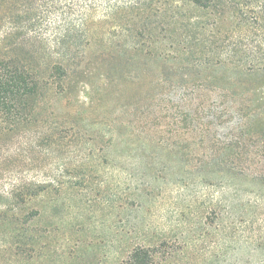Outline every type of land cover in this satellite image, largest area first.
Returning a JSON list of instances; mask_svg holds the SVG:
<instances>
[{"label":"rangeland","instance_id":"obj_1","mask_svg":"<svg viewBox=\"0 0 264 264\" xmlns=\"http://www.w3.org/2000/svg\"><path fill=\"white\" fill-rule=\"evenodd\" d=\"M168 11L212 30L233 10ZM242 20L225 24L239 30ZM203 37L181 46L190 54L164 82L153 60L114 57L107 73L92 57L104 47L92 45L25 121L0 115V264H136L137 249L147 264H264V159L243 174L223 165L257 154L258 140L243 149L247 129L222 118V87L200 66L242 40ZM50 50L36 59L41 70L58 58Z\"/></svg>","mask_w":264,"mask_h":264},{"label":"trees","instance_id":"obj_2","mask_svg":"<svg viewBox=\"0 0 264 264\" xmlns=\"http://www.w3.org/2000/svg\"><path fill=\"white\" fill-rule=\"evenodd\" d=\"M185 9L233 11L216 14L210 30L205 22L193 23L190 14L168 11ZM246 13L254 15L252 22ZM237 15L243 16V27L232 30L225 21ZM112 25L118 30L110 29ZM208 29L214 35L237 34L242 40L241 45L224 44L219 58L200 66L210 70L206 81L222 87L226 103L222 118L234 114L247 129L249 143L243 149L258 140L257 154L236 152L223 165L241 174L253 170L259 158L264 159L260 151L264 150V0H0V115L25 121L24 113L36 108L52 80L59 78L60 88L69 74L82 69V62L89 59L86 48L92 45L104 47L92 57L105 64L114 57L145 64L156 61L164 82L171 64L190 54L181 46L194 35L203 40ZM47 31H52L50 38ZM113 37L118 38L120 54L111 52ZM50 49L58 58L41 70L36 59ZM105 68L107 73L114 71L109 63ZM241 146L231 144L226 149ZM148 257L141 249L131 254L136 264H147Z\"/></svg>","mask_w":264,"mask_h":264}]
</instances>
